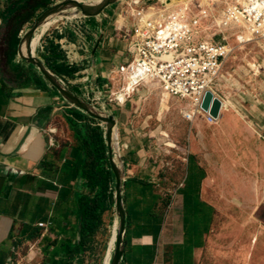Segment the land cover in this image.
<instances>
[{
  "label": "crops",
  "instance_id": "1",
  "mask_svg": "<svg viewBox=\"0 0 264 264\" xmlns=\"http://www.w3.org/2000/svg\"><path fill=\"white\" fill-rule=\"evenodd\" d=\"M0 2L2 5L4 0ZM96 2L99 0H89L90 4ZM117 10L118 6H111L98 17L83 19L80 28H84V40L70 26L42 35L44 50L38 58L46 65L49 58L54 65L84 68L75 79L56 74L63 83L69 81L64 84L84 101L83 90L71 85L84 83L89 76L88 82L106 77L111 87V76L125 59L127 45L117 39ZM3 27L0 18V31ZM18 31L9 34L0 46V264L13 260L20 264H88L89 252L78 250L84 226L81 199L86 195L93 198L98 189L88 184L84 171L89 151L95 149L91 128L99 125L105 138L106 125L73 107L35 67L20 59ZM57 34L62 37L57 38ZM40 38H34L36 48L31 42L34 56ZM97 87L102 89L99 84ZM121 102L115 110L114 105L104 104L105 112L117 118L118 148L124 165L126 230L121 263L199 264L215 223L216 208L208 194L218 180L213 156L207 168L196 154V145L191 144L178 155L181 160H160V153L172 149L162 145L158 130L146 120L140 121L145 112ZM76 110L83 115H77ZM234 116V124H208L198 131L210 132L204 144L227 158L222 173L232 164L238 167L240 162L250 161L249 174L235 171L226 178L233 183L232 195L238 190L258 199L255 169L264 163V105L252 114L255 126L241 123L243 115L238 110ZM68 119H73L77 131ZM223 141L230 146L237 141L239 146L234 148L239 156L222 147ZM111 190L113 208L108 214L115 215L117 222L114 178ZM40 223L47 228L39 227Z\"/></svg>",
  "mask_w": 264,
  "mask_h": 264
},
{
  "label": "rangeland",
  "instance_id": "2",
  "mask_svg": "<svg viewBox=\"0 0 264 264\" xmlns=\"http://www.w3.org/2000/svg\"><path fill=\"white\" fill-rule=\"evenodd\" d=\"M62 1L64 0H55L51 6ZM81 1L89 3V0ZM181 1L183 0H176L177 3L175 1L173 3L180 4L179 2ZM160 2L163 3L162 0H160ZM147 3L156 6L160 5L159 0H148ZM96 4L97 3H93L92 5ZM111 6H118V15L114 20H118V25L120 26L122 20L119 18V15L122 10L126 8V4L123 0H119ZM108 8H106L104 12ZM130 9L133 11L134 7ZM54 19L55 18H51L48 22H45L40 30L33 36L31 40L33 43L31 46L32 48H36V41H34L35 37L39 39L42 35L52 34L63 26H70L75 33L76 31L78 32V28L83 27L81 21L86 18L79 14L68 12L58 17V20L50 28L48 25ZM34 21L35 19H33L32 22L25 23L18 31V36L22 37L23 33L31 28ZM127 23L124 25H127ZM83 29H81V31H83ZM236 33L237 32L234 30L225 33L227 43L230 48H232V53L223 67V76L219 77L216 87L217 94L219 97L229 102V104L235 105L237 110L242 113L243 116L240 117L241 123H250L255 126V123L252 121V114H255V110L259 109L260 105H264V50L261 49V47H264V43L260 39H254L249 43H238V41H236ZM248 33L249 32L244 31V33L238 34V36L243 37ZM118 34V43L127 45V40L129 38L128 34L124 31H119ZM8 39L9 34L6 28L3 27L0 31V46L5 45ZM42 39L43 37L40 38V47L38 45V49H36V57L40 56L41 48H44L42 47ZM241 47H245V49L241 50ZM124 58L122 65H120L117 71L112 75L113 77L110 80L111 87H108L109 79L106 77L102 78L103 80L100 77V79L98 78L93 82H88L91 81L88 76L87 81L84 83H82V81L80 83H74L71 85L72 88H81L86 98L85 101L98 110H108L107 106H104V104L107 103L114 105L115 107L113 109L115 110L121 106L122 102L120 101H125L128 106L132 104L135 110L145 112V115L140 117V121L146 120L153 129L155 128L158 130L157 138H160L159 140L162 142V145L172 149V151H168V153H160V160H181L180 156L187 151L191 144L196 145V154L207 168L211 167L209 162L213 156L212 160L215 163V177H217L218 180L214 186L215 190L208 191V194L216 208L215 223L213 231L209 236L208 245L200 257L199 264H264V163L262 162L261 165L258 164V168L256 167L255 169L258 174V199H255L256 196H246L244 192L238 190L232 195L234 191V189H232L233 183L231 181L229 182L226 175L235 171H240V173L244 175L249 174L247 169L252 166L250 161L240 162L238 167L232 164V166L230 165V170L225 172V174L222 173V168H224L222 163H225V159L227 158L224 156L223 158L221 153L216 154V150H214L212 146L204 144L206 136H211V134H209L210 132L201 133L198 131L202 129V127L208 126L205 122V118L197 109H193L189 103L169 97L156 84L142 83L136 87L135 92L129 91L128 88L130 84L125 82L123 75V70L131 61V55L128 53L127 49L124 51ZM255 63L260 69L263 68L262 72L256 75L255 69L251 66ZM82 68H78L77 73L84 69ZM76 76L77 75L74 74L70 77L75 79ZM81 78L83 77L81 76ZM64 83L69 84L70 82L64 81ZM97 84L102 86V89L99 90ZM122 87H124L125 93L118 99L114 98L115 101L112 102V92L113 95H115L121 91ZM79 92L81 91L79 90ZM129 96L130 98H128ZM96 97H98L97 101L95 99ZM229 104L221 120L213 126L235 123L234 115L236 110L230 109ZM186 114L190 116L187 118L185 116ZM231 118H233L232 121ZM103 125L106 124L104 123ZM177 129L180 132H172V130L175 131ZM207 130L210 131V127H207ZM221 142L219 146H221ZM223 143L224 146L222 147L230 148L236 157L239 156L234 148L235 145L239 146L237 141L232 146L224 141ZM220 151L219 149V152ZM253 156L255 159L254 151ZM244 188L245 183H242V189ZM254 200L256 202H254ZM245 201L248 203L246 204ZM115 223V215L112 213L105 215L104 225L100 228V233L96 237V243L92 247L93 250L88 254V264H108V252L113 240L112 232Z\"/></svg>",
  "mask_w": 264,
  "mask_h": 264
},
{
  "label": "built area",
  "instance_id": "3",
  "mask_svg": "<svg viewBox=\"0 0 264 264\" xmlns=\"http://www.w3.org/2000/svg\"><path fill=\"white\" fill-rule=\"evenodd\" d=\"M123 2L126 8L119 15L118 30L129 36L131 61L127 65L136 64L142 76L151 77L152 85L192 108L201 109L207 91L217 94L219 77L232 53L227 49L226 32L245 30L264 43V0H183L171 6L150 5L145 0ZM81 29L76 33L84 40ZM124 93L122 87L111 96L114 100ZM206 117L214 118L208 112ZM39 227L47 228L44 223ZM9 264L20 263L13 260Z\"/></svg>",
  "mask_w": 264,
  "mask_h": 264
},
{
  "label": "water",
  "instance_id": "4",
  "mask_svg": "<svg viewBox=\"0 0 264 264\" xmlns=\"http://www.w3.org/2000/svg\"><path fill=\"white\" fill-rule=\"evenodd\" d=\"M118 1L119 0H104L98 5H92L90 3H84L81 0H64L50 6L35 19L31 28L23 33L18 45V55L20 59L35 67L38 72L57 89L66 101L78 110H82L89 116L106 124L105 139L108 148L110 168L115 180V210L117 217L116 224L118 226L117 242L111 259V264H122L123 236L126 230V219L123 207L124 165L118 148L117 118L113 114H108L105 111L96 109L76 95L43 61L32 54L30 50V42L42 25L45 22H48L51 18L64 15V13L67 12H75L77 15L79 14L85 18L98 17L106 8ZM22 43L26 46L25 55L20 50ZM201 109L208 112L212 117L218 118L221 110V101L210 91H207L203 97Z\"/></svg>",
  "mask_w": 264,
  "mask_h": 264
},
{
  "label": "trees",
  "instance_id": "5",
  "mask_svg": "<svg viewBox=\"0 0 264 264\" xmlns=\"http://www.w3.org/2000/svg\"><path fill=\"white\" fill-rule=\"evenodd\" d=\"M54 2L55 0H4L2 5L0 2L2 24L8 34L12 35L17 29L20 30L25 23L36 19ZM61 37L62 35L57 34V38ZM51 47L52 50L57 48L54 42L51 43ZM22 53L26 54V48H24ZM47 65L52 72L58 75L73 76L78 71V67L73 65H66L65 63L54 65L50 63L49 58ZM76 111L77 115H83L81 111ZM68 123L77 131V125L73 122V119H68ZM91 129L94 133L92 143L95 149L89 151L84 172L88 177V184L98 190L93 198L86 195L81 199V213L84 217V226L82 231L83 237L78 250L84 253L92 251V246L96 243V237L100 233V228L104 225V217L113 208L111 183L114 177L110 168L104 130L99 125Z\"/></svg>",
  "mask_w": 264,
  "mask_h": 264
},
{
  "label": "bare ground",
  "instance_id": "6",
  "mask_svg": "<svg viewBox=\"0 0 264 264\" xmlns=\"http://www.w3.org/2000/svg\"><path fill=\"white\" fill-rule=\"evenodd\" d=\"M90 1H93V0H90ZM174 1L176 2V0H162V2H163L162 4L167 5V6H171V5H174V3H173ZM240 1L243 2V3H247L248 2V0H240ZM101 2L102 1L96 2L97 3L96 5L100 4ZM159 3H161L160 0H159ZM72 13L75 14V12H72ZM64 14H66V13H64ZM61 16L62 15L56 16L55 19L48 26H50V28H51L55 24V22L58 20V17H61ZM244 31L245 30H242L241 32L236 33V41H238V39H242L241 41H238V43H249V42H251V40L254 39L252 37L251 33H248V34H246L243 37L238 36V34L244 33ZM40 42L41 41L38 42L39 47H40ZM24 48H25V44L23 43L22 47L20 48V50H22ZM227 49H232V48H230V46L228 45ZM244 49H245V47H241V50H244ZM261 49L264 50V47H261ZM251 66H252L253 69H255V75L259 74L263 70V68L260 69L256 63L252 64ZM116 71H117V69L113 72V74ZM123 75H124L125 82L130 84V87L128 88V90L132 91V92H135L136 91V87L139 86L142 83H153L151 81V77L150 76H147V75L146 76L145 75L142 76L141 75L139 68L134 63L131 64L130 66L127 65V67L123 70ZM112 77L113 76H111V79H112ZM209 91H212V90H209ZM214 95H215V97H217L221 101V110H220V115H221V112H223L225 109H227V106H228L229 102H227L223 98L219 97L215 93H214ZM229 107H230V109L237 110V108L233 104H229ZM193 109H196V108H193ZM197 111L205 118V122L207 124H209V125H216L221 120L220 115L218 116V118H212L211 120H208L207 117H206V112L204 110L197 109ZM117 230H118V226L115 223L114 229H113V232H112L113 240H112V242L110 244V249H109V252H108V258H107L108 259V264H110L111 256H112V254H113V252L115 250V243L117 242V236H118Z\"/></svg>",
  "mask_w": 264,
  "mask_h": 264
}]
</instances>
